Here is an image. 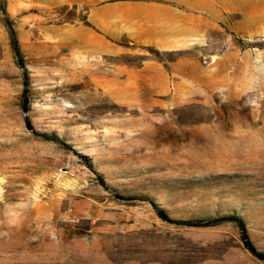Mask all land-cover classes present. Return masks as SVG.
Returning a JSON list of instances; mask_svg holds the SVG:
<instances>
[{"label": "rangeland", "instance_id": "rangeland-1", "mask_svg": "<svg viewBox=\"0 0 264 264\" xmlns=\"http://www.w3.org/2000/svg\"><path fill=\"white\" fill-rule=\"evenodd\" d=\"M233 216L264 252V0H0V264H264Z\"/></svg>", "mask_w": 264, "mask_h": 264}, {"label": "trees", "instance_id": "trees-1", "mask_svg": "<svg viewBox=\"0 0 264 264\" xmlns=\"http://www.w3.org/2000/svg\"><path fill=\"white\" fill-rule=\"evenodd\" d=\"M10 37H11V47L13 52L17 55L19 52V48H18V43L14 37V32L10 31ZM19 65H21L20 60H18ZM22 110L26 111L27 110V105H23L22 106ZM26 127L27 129L31 130V126L28 122H26ZM43 137H46L44 135H42ZM154 208V211L157 215L158 218H160L162 221L169 223V224H185V225H191L188 224V222H178L175 221L173 219H171L169 216L166 215V213L159 209L156 204L152 203L151 204ZM220 221H230L232 223H234L237 228L239 229L240 233H241V240L243 242V246L245 248L246 251H248L254 258H256L259 261H264V252L258 251L250 242L249 237L246 233V229H245V225L244 222L238 218V217H229V218H223V219H219L217 220V222H210V224H206L207 226L209 225H214V223H220ZM213 223V224H212Z\"/></svg>", "mask_w": 264, "mask_h": 264}, {"label": "crops", "instance_id": "crops-1", "mask_svg": "<svg viewBox=\"0 0 264 264\" xmlns=\"http://www.w3.org/2000/svg\"><path fill=\"white\" fill-rule=\"evenodd\" d=\"M133 9L141 8V7H132ZM156 6H152L151 9L155 10ZM158 8V7H157ZM156 8V9H157ZM133 27H132V33L130 34V37H132L133 43L138 45H149V44H157L158 41L157 38L159 35L158 31V20H147V19H141L140 15H137L136 17L132 18ZM151 25V27H149ZM145 26V30L147 33L143 32ZM121 35L120 32L116 33V37H119ZM150 35V36H149ZM151 37V38H150ZM116 90L120 91H127V87L125 85H119V88Z\"/></svg>", "mask_w": 264, "mask_h": 264}]
</instances>
